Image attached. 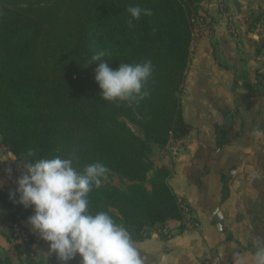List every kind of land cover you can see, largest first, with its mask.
<instances>
[{
    "label": "trees",
    "instance_id": "1",
    "mask_svg": "<svg viewBox=\"0 0 264 264\" xmlns=\"http://www.w3.org/2000/svg\"><path fill=\"white\" fill-rule=\"evenodd\" d=\"M210 0H0V144L19 163L29 149L40 158L75 154L74 166L100 161L109 171L89 193L93 212L107 211L133 240L178 218L181 207L155 166L153 147L191 129L180 93L201 3ZM139 5L151 16L128 21ZM264 26V10L250 15ZM262 49L264 44H262ZM109 53V67L151 60L154 71L139 103L104 101L90 57ZM116 177L121 186L109 181ZM12 222L33 211L0 192Z\"/></svg>",
    "mask_w": 264,
    "mask_h": 264
},
{
    "label": "crops",
    "instance_id": "2",
    "mask_svg": "<svg viewBox=\"0 0 264 264\" xmlns=\"http://www.w3.org/2000/svg\"><path fill=\"white\" fill-rule=\"evenodd\" d=\"M262 10L264 0L200 5L180 93L191 129L150 154L170 171L181 214L134 241L145 264H251L264 239V29L250 26ZM23 166L0 144V192L15 191ZM5 210L0 264H60L28 220L20 222L27 239L12 237Z\"/></svg>",
    "mask_w": 264,
    "mask_h": 264
},
{
    "label": "clouds",
    "instance_id": "3",
    "mask_svg": "<svg viewBox=\"0 0 264 264\" xmlns=\"http://www.w3.org/2000/svg\"><path fill=\"white\" fill-rule=\"evenodd\" d=\"M126 11L130 26L132 20L153 14L139 5H130ZM108 54L107 50L98 51L86 63L97 64L94 79L100 98L113 102L144 100L150 94L146 85L154 71L151 60L120 63L112 69L105 59ZM21 156L30 162L24 164L9 198L18 194L17 202L31 207L33 214L28 223L44 241L50 242L49 252L56 254L60 264H68L77 255L79 264H145L128 228L107 211L90 209L89 193L102 186L109 171L104 163L95 161L78 170L74 153L67 158H40L29 149ZM251 264H264V239L256 241Z\"/></svg>",
    "mask_w": 264,
    "mask_h": 264
},
{
    "label": "built area",
    "instance_id": "4",
    "mask_svg": "<svg viewBox=\"0 0 264 264\" xmlns=\"http://www.w3.org/2000/svg\"><path fill=\"white\" fill-rule=\"evenodd\" d=\"M222 6V5H220ZM195 22H197V19L195 20ZM264 29V26H263ZM264 51V48H263ZM196 225V224H195ZM11 231H12V237L16 238V237H20L22 239H27V234L25 229L22 227V224L18 221H14L11 224Z\"/></svg>",
    "mask_w": 264,
    "mask_h": 264
},
{
    "label": "rangeland",
    "instance_id": "5",
    "mask_svg": "<svg viewBox=\"0 0 264 264\" xmlns=\"http://www.w3.org/2000/svg\"><path fill=\"white\" fill-rule=\"evenodd\" d=\"M222 7H223V4H222ZM222 7H221V9H222ZM106 181H109L115 185L121 186V183L118 181V179L116 177H111L110 179H108Z\"/></svg>",
    "mask_w": 264,
    "mask_h": 264
},
{
    "label": "water",
    "instance_id": "6",
    "mask_svg": "<svg viewBox=\"0 0 264 264\" xmlns=\"http://www.w3.org/2000/svg\"><path fill=\"white\" fill-rule=\"evenodd\" d=\"M14 203H16V201H15ZM4 213H6V210H4ZM216 218H217L218 223H219V224H218V228L221 229V222H222L221 215H220V214H217V215H216Z\"/></svg>",
    "mask_w": 264,
    "mask_h": 264
}]
</instances>
